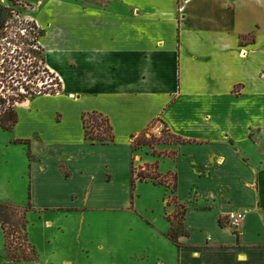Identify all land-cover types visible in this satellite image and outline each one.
Masks as SVG:
<instances>
[{"label":"crops","instance_id":"crops-1","mask_svg":"<svg viewBox=\"0 0 264 264\" xmlns=\"http://www.w3.org/2000/svg\"><path fill=\"white\" fill-rule=\"evenodd\" d=\"M60 3L48 2L42 20L49 16L56 23L45 28L43 47L50 49L48 56L74 52L71 66L83 87L98 92V102L80 107L76 140L50 137L46 120L39 134L19 138L32 161V212L83 211L74 203L77 196L68 205L53 197L64 191L85 194L83 204L102 209L100 204L116 198L105 191L92 205L91 194L117 189L120 173L126 183L119 187L127 197L131 189L132 196L133 166L159 162V174L174 172L176 199L185 207V234L178 239L182 264H264V177L237 152V142L264 125L257 121L264 106V63H255L264 57L263 36L242 49L237 43L259 30L251 16L256 6L246 2L248 13L242 15L239 0H75L73 11L61 14ZM60 18L72 19V27ZM16 111L19 124L27 110ZM92 111L110 119L115 143L85 140L82 115ZM61 115L56 126L64 124ZM157 122L186 141L174 146V160L133 151V137ZM153 186L170 193L167 186ZM39 193H45L44 202ZM241 210L247 215L235 231L226 218Z\"/></svg>","mask_w":264,"mask_h":264},{"label":"rangeland","instance_id":"rangeland-1","mask_svg":"<svg viewBox=\"0 0 264 264\" xmlns=\"http://www.w3.org/2000/svg\"><path fill=\"white\" fill-rule=\"evenodd\" d=\"M49 1L0 0V6L5 11L2 22L5 28L0 31V103L2 100L7 102L6 105H0V110L2 106L3 110L13 106L19 113L27 110L14 131H4L0 127V228L3 230L0 229V264H182L184 253L169 239V235L182 234L184 224V209L175 202L172 194L174 172L162 176L152 165L141 168L135 165L136 174L140 171L148 175L159 174L160 180L167 181L170 193L153 185H140L135 188L132 205L131 189L127 197L126 192L119 187L126 183L125 176L119 173L116 176L118 190L98 191L94 196L91 194L89 204H92L95 196L105 195V191L116 198L111 204H100L104 206L102 209L83 204L88 200L85 194L64 191L53 197L68 205L72 197L77 196L74 203L82 204L83 211H47L43 215L32 212L29 187L32 161L28 158V145L18 141L19 138L32 136L35 132L39 134L40 130L46 128L42 123L46 120L50 137L68 135L76 140L79 136L77 114L80 107H90L98 102V92L83 87L78 78V68L71 66L74 52L48 56L50 49L43 47V39L37 43L42 47L41 50L30 46L36 43L40 31L45 33V28L50 29L56 23L49 16L42 20ZM61 2V6L56 8L61 14L73 11L75 0ZM239 2L242 8L239 13L242 15L248 13L247 8H244L247 7L246 2L256 6L258 10L251 16L257 18L259 30L251 35L240 36L238 46L242 49L257 43L259 33L263 36L261 42L264 45V21H261L264 20V0ZM59 22L65 27H72V19L60 18ZM27 49L37 51L38 59L35 61L39 63V70L50 69V63L61 75L64 94L54 97L38 95L41 90L47 92L42 86L47 87L48 82L42 79H49L48 75L41 72L27 80L22 65L13 66L18 62L14 59L19 54L24 55ZM244 53L245 50L242 51ZM255 63L260 66L264 63V57ZM26 86L30 89L27 90ZM51 90H57V85ZM242 90L243 86L238 85L237 91ZM78 96H81L80 104L74 100ZM57 110L64 116V124L58 126L55 122L62 121V115ZM258 111L257 121H264V106ZM145 137L152 146L142 147L136 151L137 154L147 152L155 157L175 159L176 144L172 143L175 139L167 126L157 122L149 128ZM250 139L237 142L238 156L248 165L256 166L263 178L264 125L250 131ZM261 181L264 185V178ZM37 195L44 202L45 193ZM169 218L175 222L176 232L171 231Z\"/></svg>","mask_w":264,"mask_h":264},{"label":"trees","instance_id":"trees-1","mask_svg":"<svg viewBox=\"0 0 264 264\" xmlns=\"http://www.w3.org/2000/svg\"><path fill=\"white\" fill-rule=\"evenodd\" d=\"M4 13H5V11H3V8L0 6V31L3 28H5L4 24L2 23L4 20V17H5ZM38 35H39L38 39L35 40L36 43L34 45L31 44L30 46L41 50L42 47L39 46V44H37V43L38 42L40 43V40L45 37V33L40 31L38 33ZM23 54L24 55L19 54L17 56V58L14 59L15 62H16V60H18V62L13 64V66L18 67V66L22 65V68H23L24 73H25L24 77H26L25 79L31 80L33 77L40 75L41 72H44L45 74L48 75L49 79H46V78L42 79V80H45L46 82H48L47 87L45 85L42 86L47 90V92H42V90H41L37 94L40 96L41 95L56 96L58 94H62L64 91V86H63V81L60 79V77L58 75H56V73L51 72V70L48 68H44L43 71H42V68H40L41 70H39V68H37L39 66V63L37 64V62L35 61V59H38L37 51L32 50V49L31 50L27 49V50H24ZM27 61H28V63L26 64ZM42 62H43V64H45V62H46L45 58L42 59ZM50 80H51V82H49ZM54 85H57V90L49 91L50 89L53 88ZM29 89H30V87H27V90H29ZM33 99H35V98L33 97ZM4 104L6 105L7 102L2 100L0 105H4ZM3 108H4V106H2L1 110H0V114L2 115L0 117V127L4 131L12 132L13 129L15 128V126L19 122L18 113L13 106H12V108L6 107L5 110H3ZM9 109H12V110H9ZM82 122H83L85 140L89 141L92 144H101V145H108V144L115 143L116 134L114 132V127L112 126L110 119L107 116H105L104 114H102L98 111L85 112L82 115ZM147 131H145L144 133H142L138 137L137 136L133 137L132 148H133L134 152L138 151L139 149H141L144 146H148V147L152 146L151 141L145 137V134ZM173 137H174L175 141L172 143H174L176 145L186 142L182 138L176 137L174 135H173ZM152 167H154V169H156V171H158L159 162L152 165ZM159 178H160L159 174L148 175L145 173V171H140L138 174H136V168L133 166L132 180H131L132 202L134 199L133 193L135 191V188H136L138 181H140V182H151L155 186H167L166 185L167 181H165V179L160 180ZM176 179L177 178L175 176V181H176ZM172 194H173V198H174L175 202L178 204V201L176 199V184L174 186V192ZM183 209H184V217H185V207H183ZM168 221L170 222V225H171V231L176 232L174 230V229H176L175 222L172 220V218H169ZM183 221H184V219H183ZM222 222H223V220H221V223ZM184 234H185V231H184V224H183V233L180 234L179 236L176 233H175V236L169 235V239L173 243H175L178 247H180V244L178 243V239L181 235H184Z\"/></svg>","mask_w":264,"mask_h":264},{"label":"built area","instance_id":"built-area-1","mask_svg":"<svg viewBox=\"0 0 264 264\" xmlns=\"http://www.w3.org/2000/svg\"><path fill=\"white\" fill-rule=\"evenodd\" d=\"M247 215L246 211H235L227 215V224L233 228L235 231L239 230L242 222L245 220Z\"/></svg>","mask_w":264,"mask_h":264}]
</instances>
